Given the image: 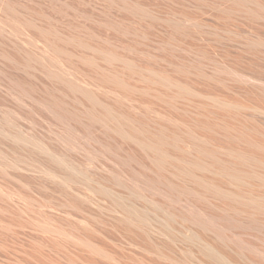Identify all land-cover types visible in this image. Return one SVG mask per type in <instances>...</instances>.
Wrapping results in <instances>:
<instances>
[{"label": "bare ground", "instance_id": "bare-ground-1", "mask_svg": "<svg viewBox=\"0 0 264 264\" xmlns=\"http://www.w3.org/2000/svg\"><path fill=\"white\" fill-rule=\"evenodd\" d=\"M99 1L116 13L113 16L120 15L104 14L103 8L105 16L111 15L105 20L111 28L135 34L137 26L156 34V43L155 36L150 39L159 57L146 55L157 59L156 65L127 58L118 47H99L92 42V31L89 35L87 30L89 41L80 35L81 28L73 31L81 38L72 32L63 35L52 25L47 30L40 16L31 19L35 14L29 9L17 16L32 14L30 18L13 19L10 3L1 2L10 18L0 4V38L15 40L10 50L9 42L0 39L10 50L1 45L5 51L0 62L9 67L8 73L0 68L6 73L0 78H5L0 80L1 96L15 99V109L22 106L14 109L18 120L24 108L36 115L35 124L41 120L39 125L54 138L43 135L34 141L33 135L32 141L53 162L89 181L86 191L74 196L105 205L128 232L147 236L156 229L166 235L152 223L155 219L167 233H179L199 245L202 257H196V264H264V77L235 63L222 64L212 55L218 40L217 46H232L236 58L264 65V0H182L201 13L207 11L221 28L234 21L253 27L251 33L240 31L241 25L220 28L228 30L226 38L217 23L208 22L211 18L161 15L142 0ZM189 38L214 42L208 46L212 54L196 57L186 42ZM107 43L110 47L116 42ZM222 87L232 94H224ZM1 124L0 132L6 131L8 125ZM43 165V174L66 187L75 181ZM159 251L156 256L171 264H187L171 251Z\"/></svg>", "mask_w": 264, "mask_h": 264}, {"label": "rangeland", "instance_id": "rangeland-1", "mask_svg": "<svg viewBox=\"0 0 264 264\" xmlns=\"http://www.w3.org/2000/svg\"><path fill=\"white\" fill-rule=\"evenodd\" d=\"M2 1L6 0H0V4ZM91 1L92 0H61L60 3L62 2V5H59V1L56 0H8L7 2H9L10 5H8L7 2H4L5 4L2 2V4H4L5 6L7 4L10 7L9 11L11 13H8H10V17L11 14L13 15L12 18L15 16L13 19L16 18V20H19L17 19L18 17L21 21L25 16L23 15V17L21 18L20 15L17 16V14H25V9H29L31 10V13L35 14L32 17V14H29V18L31 17L32 19L34 17L33 19L36 20L35 16L37 17L38 15V17L40 16L39 20L45 29L50 30V26L52 25L55 26L53 28L60 29L54 30H57L58 32L63 31V35L64 33H68L69 35L75 34V36H79L81 38V36L84 37L88 34V32L92 31L94 35L91 34V32L89 33V35L91 34V36L94 38L93 39L91 37L94 44L105 50H110L112 49V47L113 49H116L118 47L117 52L127 58L137 57L140 59L148 60V56L153 57L154 55H157L159 57V54L156 51L158 50L156 49L158 47L151 44L153 40H151L150 38H153L154 36L155 38L153 42L156 43L155 39L157 38L154 32H152L151 34L150 30H147L144 27L138 28L137 26V32H134L135 34H125L124 32L120 31V29L117 30L114 27L113 28L115 30H113V28H111L109 24L107 25L105 23V20H107V17L110 18L111 15L113 16L114 12H109L108 10H106L103 6V3H101V1L99 0H95L97 1L95 2L96 4ZM142 1L144 5L147 6L150 10L161 15L172 13L177 16L188 15L192 19L203 18L208 20L211 18V16L208 15L207 11V15H205V11L202 12L204 14L203 15L201 11H198V8L196 6L195 7L197 9L194 6L190 7L192 4H188V6L186 4L187 2H182V0L179 2L178 0H174L176 2L172 0L174 2L173 4L168 3L167 0ZM103 8L105 9L106 13L103 12ZM4 9L6 17L8 18L7 15L9 14H7L6 9L9 8L5 7ZM28 11H26V14L30 13ZM107 11L111 13V15L105 16L104 14H107ZM15 12L16 14L14 15ZM28 16H26L25 18H28ZM122 16L124 17V14H122ZM16 20L15 23L13 21L11 22H13V25L15 24L16 26H18L16 24L18 23ZM110 20H114V18ZM211 20L212 18L208 22L214 24L216 19L214 21ZM222 21L220 20V22ZM216 23L217 22H215V24ZM233 23L239 24V22L235 21ZM233 23V26L230 24L233 27H231L232 30H235V28L238 29L237 27L241 25L240 23L238 26H234ZM218 24L219 23H217L216 25ZM106 25L110 28H108ZM224 25H228V23L226 22L225 24H223V26L221 25L222 28H226ZM230 25L227 26L229 28L226 29L229 30ZM241 26H243V28L239 29L240 31H242V29L244 31L253 29V27L251 28L249 26L247 28L245 24H242ZM217 27L219 29V32L221 31V33L219 34H221V36L223 35L224 38H226L228 33L225 31L228 30H220V25H218ZM75 28H77V31H80V28L82 29L80 32L81 36L79 34H76L77 31L76 33H73ZM258 29L260 28H257L256 30ZM51 30L53 29L51 28ZM250 30L248 31V33H251ZM85 31L86 33L83 34L82 32ZM223 31L227 34H225ZM89 35L86 36L87 39H91L90 37H88ZM6 36L4 37L6 38ZM143 36H146V39L148 38L149 40H151V42L147 41ZM0 39L4 38L1 37ZM8 39L9 38L4 39L7 40V43L9 42V47L5 46L6 48L3 45H6L7 43L1 40V45L8 51H5L4 48L0 45V52H2V49L7 53L10 50H13L11 44L14 45L13 43L15 42V40L14 38L13 40ZM83 39L86 38L84 37ZM107 39H114L117 43V46L115 45L116 43H113V46L109 47ZM214 39L215 38L211 39V41L213 42ZM10 41L14 42H11L10 44ZM217 41L218 40L214 41L217 47V49L216 47H214L215 49H213L216 50L214 51L215 53L211 51L212 49L210 50V48L215 44L214 42L213 45L212 43L209 44L210 40L206 41L208 45L205 44V41L204 43H202V41L200 42L198 41V39L194 41L190 40L189 38L186 42H189L193 54L196 57L203 59L204 56H209V54H212L213 52L212 55H215V58L218 59L222 64H237L240 66V68H243L246 71L255 74L254 76L257 75L261 78L264 77V65L256 63L249 64V62L246 60L236 58V52H234L235 49L232 46L231 48L230 45H226L225 42H222L223 45L222 43H219V45L217 46L219 42ZM109 42L111 43V41ZM209 45L212 46H210L208 50ZM206 46L207 49L205 48ZM7 47H11V49L9 50ZM170 48L171 47H168L169 50L172 49ZM202 49H204L206 53H208V55ZM149 53L151 54V56ZM161 53L162 51H160V54ZM171 53L172 51L169 52L170 55H172ZM210 57L212 58V56ZM219 57L222 59V61ZM153 59L151 58V60L148 61L150 62V64L156 65L157 59L156 61H154ZM205 59L208 60V57ZM205 59L203 61L206 62ZM218 60L215 61H217L218 63ZM0 61L2 62V60ZM2 63L0 65L1 70L3 67L4 71L8 73L9 67L4 68L6 65L2 66ZM2 71V74H6ZM10 72L13 71H9V73ZM1 73L0 78L5 77L4 74L1 75ZM2 89L0 88V92L2 91ZM218 90H220V88ZM221 91L224 94H232L229 90L223 89V87ZM2 93L3 92L0 93V96ZM4 95L6 94L4 93ZM2 97H6L3 99H8L7 102L3 100V103L1 101ZM1 98L0 123H2L1 126H4L6 121H8L7 124H5L6 126L8 125V127L4 126L6 127V131L4 130L5 128L2 127L4 128V132H0V264H171L168 259L166 260V258H161L159 256V253V258L156 256L157 254H155L154 252L157 253L158 249L161 252L162 250H165L163 251V253L166 252L165 254L168 255H171V252L174 253L177 260L181 259V262H185L187 264H196V257H202L200 254V247L199 245H196V242L193 243L191 241L192 239H186V237L182 236L179 233H167L168 230L161 226L159 224V221L155 219L152 223L154 225L156 224V227H159L163 231H166V235H163L162 232L159 233L154 228L155 230H152L149 233L147 231V236H138L137 234L136 236L135 234H133V232H128L124 224L117 221V215L113 214L112 211H110L109 208H106L105 205H99L100 203L97 204L94 201L91 202L83 197V199H81V195H79L80 198L74 196L76 192H80L79 194H81V191L85 192V188H87V184L89 183V181H86V179L80 175H75L68 168H64L62 164L60 165V163L56 164L55 161L53 162L52 159L42 151L38 143L36 142L35 144L34 141H37L35 139H38L37 137L40 136L43 137V135H45L46 137L54 138L51 134H47L45 132L44 127L41 126L42 124L39 125L41 121L40 119V121L38 120L37 124H35L37 121V117H35L36 115L30 113L27 108H24V111L26 109V112H20V118L22 119L18 120L19 112H17V114L14 111L16 105V103L14 102L16 100L14 99V101H12L13 98L10 97L12 99L11 100L9 99V96H1ZM18 109L23 110L22 106L20 108L16 107L15 110L18 111ZM27 111L29 113H27ZM14 113H16L18 116H16V114ZM23 114L25 115V118L22 117ZM27 116H29V118H27ZM31 117H33V119H31ZM34 119H36L35 122L32 121ZM3 120H5V122ZM17 124L20 126H18ZM33 135L34 141H32ZM30 141L34 143H30ZM33 144H35L36 146ZM81 160L84 162L83 164H88V162H86L84 159ZM41 164H44L46 167H53L57 170L60 169L62 174L65 173L68 174L65 176H73V180L75 178V181H73L71 186H68V188L66 187L68 184L66 185V183L61 181L58 182L59 180H53L47 175L43 174L44 172L42 171L43 167ZM72 186L76 188H72ZM71 188L75 190L71 191ZM82 189L85 191H83ZM82 239H84V241ZM85 239L87 240L86 242ZM142 245L145 247H143ZM154 246H157V251L154 249ZM161 246H164L165 248H162ZM149 247L150 249H148ZM145 250H147L148 252ZM174 255L172 254L173 258H175ZM214 263L216 262L214 261ZM219 263L220 262L217 261V264Z\"/></svg>", "mask_w": 264, "mask_h": 264}]
</instances>
